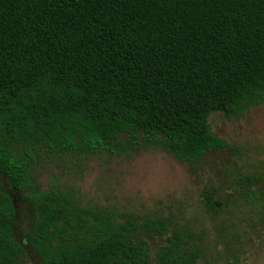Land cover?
Segmentation results:
<instances>
[{
  "label": "trees",
  "instance_id": "trees-1",
  "mask_svg": "<svg viewBox=\"0 0 264 264\" xmlns=\"http://www.w3.org/2000/svg\"><path fill=\"white\" fill-rule=\"evenodd\" d=\"M263 104L264 0H0V264H30L17 197L33 208L40 264L206 261L180 214L86 204L73 189H41L39 172L149 149L194 164L228 147L213 114ZM237 186L264 218L263 188L248 175ZM203 199L206 214L223 213V196Z\"/></svg>",
  "mask_w": 264,
  "mask_h": 264
},
{
  "label": "rangeland",
  "instance_id": "rangeland-1",
  "mask_svg": "<svg viewBox=\"0 0 264 264\" xmlns=\"http://www.w3.org/2000/svg\"><path fill=\"white\" fill-rule=\"evenodd\" d=\"M210 125L228 147L200 162L180 163L159 149L103 153L90 159L54 161L40 170L38 184L43 190L73 189L86 204L140 214L149 210L180 214L200 232L208 249L207 260L200 264H264V218L257 203L243 198L237 186L248 175L264 190V104L231 120L215 113ZM0 186L9 190L2 178ZM207 192L223 196L226 202L223 213L215 218L203 211ZM16 201L15 236L30 264H40L27 241L33 208L21 197ZM151 243L157 250L165 240Z\"/></svg>",
  "mask_w": 264,
  "mask_h": 264
}]
</instances>
